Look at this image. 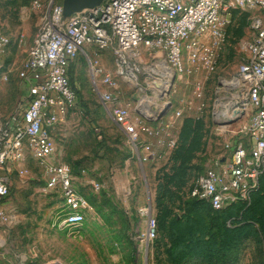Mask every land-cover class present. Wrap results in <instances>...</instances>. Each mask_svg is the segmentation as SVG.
<instances>
[{
    "label": "rangeland",
    "instance_id": "obj_1",
    "mask_svg": "<svg viewBox=\"0 0 264 264\" xmlns=\"http://www.w3.org/2000/svg\"><path fill=\"white\" fill-rule=\"evenodd\" d=\"M50 2L0 0V34L11 39L0 55V124L32 98L24 63ZM258 15L234 7L213 70L203 61L188 64L159 98L154 87L161 80L141 76L138 86L119 84L118 101L131 109L137 143L103 103V77L80 55L69 72L77 103L51 139L55 161L69 169L87 202L84 221L64 224V204L47 188L46 167L28 154L10 165L13 186L0 201V264H264V177L248 203L220 213L191 197L206 171L227 166L236 143L253 142L252 110L236 109L241 94L234 97L232 82L249 59ZM85 52L116 79L111 49ZM168 103L165 121L148 118Z\"/></svg>",
    "mask_w": 264,
    "mask_h": 264
},
{
    "label": "built area",
    "instance_id": "obj_2",
    "mask_svg": "<svg viewBox=\"0 0 264 264\" xmlns=\"http://www.w3.org/2000/svg\"><path fill=\"white\" fill-rule=\"evenodd\" d=\"M234 7L259 13L253 17L254 38L247 45L249 59L232 82L238 85L234 97L241 94L236 109L241 113L244 110L240 108L252 110L249 132L253 142L236 143L227 166L206 171L191 197L216 212L248 203L264 175V0H105L68 19L63 17L62 0H56L47 10L24 63L32 98L24 110L18 108L0 124V201L11 193L10 165L23 163L30 154L46 167L48 190L63 201L64 224L81 225L87 202L69 169L55 161L56 148L51 139L52 132L77 103L69 77L73 63L84 55L94 76L103 77L101 84L108 88L103 103L111 106L116 122L126 130L130 141L137 143L140 135L132 122L131 109L118 101L119 84L130 87L141 76L167 82L164 65L176 77L187 72L188 64L201 61L213 70L211 59ZM10 43V37L0 34V55ZM87 48L113 51L116 79L92 64ZM153 111L156 115L148 117L152 121L167 118L157 120L161 109ZM3 212L0 210L1 217ZM148 236H156L153 220Z\"/></svg>",
    "mask_w": 264,
    "mask_h": 264
},
{
    "label": "water",
    "instance_id": "obj_3",
    "mask_svg": "<svg viewBox=\"0 0 264 264\" xmlns=\"http://www.w3.org/2000/svg\"><path fill=\"white\" fill-rule=\"evenodd\" d=\"M55 1L56 0H51L49 9H51ZM104 1L105 0H62L63 17L65 19L71 18L74 14L79 13L85 9L95 8L101 5ZM175 79H176V74L174 73L173 78H172L173 83ZM169 93H170V90L167 91V95ZM171 108H172V105L168 103L159 113L157 120H161L164 117H166L169 114Z\"/></svg>",
    "mask_w": 264,
    "mask_h": 264
},
{
    "label": "bare ground",
    "instance_id": "obj_4",
    "mask_svg": "<svg viewBox=\"0 0 264 264\" xmlns=\"http://www.w3.org/2000/svg\"><path fill=\"white\" fill-rule=\"evenodd\" d=\"M90 68L93 71V68L92 67H90ZM164 69L168 73L167 74V82H160L158 84H155L156 86L154 87V92L156 93V95H155L156 98H159L160 97L159 92L162 91L163 93H165L166 90H164L163 85H166L167 86L168 84H170V86H173V82H172V78H173V75H174L173 71L169 70L165 65H164ZM132 85L133 86H138L137 79L132 81ZM139 91L142 92L143 89L139 87ZM146 101L149 102L148 104H146L147 106H149L150 104H152V102H150V100H146ZM162 109H161V111H162ZM154 115H156V114H154Z\"/></svg>",
    "mask_w": 264,
    "mask_h": 264
},
{
    "label": "trees",
    "instance_id": "obj_5",
    "mask_svg": "<svg viewBox=\"0 0 264 264\" xmlns=\"http://www.w3.org/2000/svg\"><path fill=\"white\" fill-rule=\"evenodd\" d=\"M72 66H73V65H72ZM72 66H71V67H72ZM70 81H71V79H70ZM76 93H77V91H76ZM263 177H264V175L262 176V178H263ZM262 178H261V179H262ZM261 179H260V181H261ZM193 199H194V198H193ZM194 200H196L197 202H201V203H203V204H206V206L209 207V209H210L213 213H220V212H223V211H220V212L213 211L212 208H211L207 203L202 202V201H199V200H197V199H194ZM237 205H241V203H239V204H237Z\"/></svg>",
    "mask_w": 264,
    "mask_h": 264
},
{
    "label": "crops",
    "instance_id": "obj_6",
    "mask_svg": "<svg viewBox=\"0 0 264 264\" xmlns=\"http://www.w3.org/2000/svg\"><path fill=\"white\" fill-rule=\"evenodd\" d=\"M12 186H13V183H12Z\"/></svg>",
    "mask_w": 264,
    "mask_h": 264
}]
</instances>
